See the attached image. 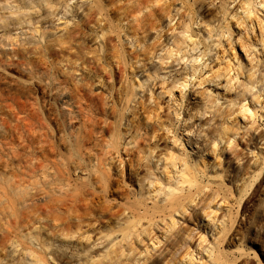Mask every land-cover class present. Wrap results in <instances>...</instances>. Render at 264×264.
I'll list each match as a JSON object with an SVG mask.
<instances>
[{
    "label": "bare ground",
    "instance_id": "6f19581e",
    "mask_svg": "<svg viewBox=\"0 0 264 264\" xmlns=\"http://www.w3.org/2000/svg\"><path fill=\"white\" fill-rule=\"evenodd\" d=\"M55 1L0 0V72L10 69L12 71L14 70V74L17 72L23 77H21L22 79L20 81L16 80L11 82L5 78L6 76L4 77V75L0 74V264H172L174 261L176 262L177 257L175 254L178 251L177 248L181 246L180 244L184 242L186 247V244H189L187 242L193 240V238L190 239L192 236H188V241L186 238L182 240L180 232L185 229H181V227L180 231L175 229L178 220L175 219V215L178 218V214L180 215L183 213L185 217V214L189 212L186 210L187 204L193 203L199 195L196 193L197 196L196 198L194 197L195 195L192 194L194 188L195 191L198 190V192H200L199 190L205 191V189L208 191L206 182H203L206 186L203 185V187L202 183L200 185L198 180L200 175L204 176L208 174V179H211L215 176L216 172L212 170V172H210V170L204 171L206 170L204 157L207 154L204 153L205 148L199 145V141L200 138L208 134L205 135L204 132V136L201 129L199 131L197 129V132L192 128L182 129L184 133L182 135L186 138V144L182 143L180 140V146H178L179 142L176 141L178 139L174 137L176 140L171 141V148L167 146L163 147L164 150H162L163 148L160 146V140L162 141L163 137H165L163 140L166 142V137L169 136L166 135L172 134L167 133L170 131V126H174L172 125V121L176 123L175 120H180L181 114L179 115L177 111H171V113L169 112L170 109H168L167 113L165 111V117H161L160 115L163 112L161 108L160 115L159 113L156 114L157 111L153 109L154 112L156 111V115L153 114L155 117H152L151 113H147L145 110L146 108H143V104L148 102L146 98H144V100L146 99L147 101L143 100V96L147 93L150 99L148 96L147 97L151 101V96L159 87V94L169 95L168 102H171L169 105L172 104V108L173 106L177 108L176 105H179V102H186L187 105H185L188 109H192V107L195 108V113L198 111L196 108L200 109L197 115L194 113L191 116L188 115L189 117H187L186 121L184 120L185 124H187V121H190L194 129L197 125L203 128L204 125L211 126L215 124L214 127H211L212 131L210 129L212 133L213 130L218 129L217 127L219 125L224 124L223 127L220 128H222L224 134L226 133V135H229L228 138L225 136L223 138L227 139H224L226 140L225 143L228 145L226 148L231 149L234 146H232V144H234L233 140L237 138L238 133L241 134V136L239 135L241 138L245 133L243 132L244 134L242 135L240 132L242 130L238 133L236 131H234V133L229 132L234 128L231 129L228 122L234 117L237 119L236 121H238L237 117H239L246 123L249 119L254 120L253 118L257 116H255V112L256 114L258 113L256 109V111L253 109L255 111L253 112L245 102H236V99H230V93L235 91L234 87L235 84H237L238 88L242 86L243 89H240L241 94H239L240 91L237 88L239 92L236 91L237 93H235L234 96H236V98H238L239 95L240 98L244 97V93L246 92L245 89H248V92L252 90L250 86L253 88L252 86L255 87L257 83L259 84V81L257 83L255 81V85H253L254 78L253 82H250V79H252V76H254L256 72L254 73L255 70L253 72L248 70L250 72H248L249 75L247 78L249 81L247 82L248 84L245 83V85L239 82L241 71L243 72V66L240 62L236 67V74H233L226 64L225 66L224 64L223 66L219 64L216 65L219 60H216V64L214 63L216 68L208 66L210 63L207 65L201 63L202 58L200 56L203 53L200 56L197 55L195 58H190L191 60L189 59L190 62H188L190 65H185L183 68L182 65H184V63L182 62V57H180L182 48L186 43L185 49L187 47L190 49L191 46L194 47L198 43H196L197 39L195 35L191 33L190 25L193 21L191 22V18H188L189 16L187 15L189 14H186V17L183 14L182 16L184 18L181 19V14H178L179 12L177 13L178 15L176 13L173 14L175 12L173 9H171L174 11L172 14L175 15V17L177 15L181 19V22L179 21L180 25L177 24L179 30L177 31L175 28H172L173 26L171 27L172 30L169 28L172 32L170 31L171 37L168 38L167 44L162 45L165 43L163 42L161 44L162 46L158 45L159 47L154 49L157 43L152 41L153 39H151L153 43L147 41L148 33L155 30L154 23H151V17L153 18L158 14L157 16L160 15L161 19L165 17L168 20L166 26L170 27V25H173V18L175 17L170 15V11L166 8L169 7L168 5L171 3L176 5L174 0L171 3L169 2L170 4H166L167 7H165L164 4L160 5L162 0H109V2L107 0V2H105V4L108 3L106 6H104L105 4L103 5L100 0H79L80 2L77 0L76 3L78 2V4L71 9H68V7L72 0H62L61 2L64 1V3H61L62 5L64 4V9L62 10H60L61 6L60 9L54 8L55 5L58 4V2L55 4ZM102 1L104 2L105 0ZM165 1L163 0V2ZM213 1L211 0L210 2ZM239 1L240 5L238 10L240 9V12H242L244 16L242 18L243 20H241L242 22L239 21L241 24L249 26L250 32H255L253 31V24L256 22L258 33L260 34V43L258 42V44H261L260 47L264 52V16H262V12L259 14L257 11L259 8L264 12V5L262 2L260 3V0L258 3L255 2L256 4L253 3V0ZM184 2H186V0ZM162 5L164 6L162 7ZM171 6L172 5H170V7ZM202 6L203 5L200 7ZM221 9L222 8H220V11L223 10ZM5 12L8 13L4 14ZM227 13L230 15L229 11ZM228 14L224 13V15L227 16ZM230 17L234 18L235 16L232 15ZM185 18L190 20V23L188 22L190 25L186 23ZM199 18L197 17L196 19ZM201 18H203V16ZM84 19L88 20L87 24H85L86 21ZM164 19L163 21H165ZM154 20L156 21L157 19L155 18ZM235 20L237 19H234V21ZM199 21H201V19ZM196 22H198V20L195 21V23ZM199 23L201 27H204L201 22ZM91 25L92 27H90ZM162 26L160 27L162 28ZM225 27V29L228 30L230 26ZM242 27L244 26L241 25L240 28ZM158 28L157 25L156 30ZM237 28L239 30V27ZM206 30H203V32L205 33ZM163 31L159 32L164 34L162 33ZM12 32L16 33L14 37L13 35L15 33L13 34ZM159 32H155L157 33L156 36L160 34ZM170 32H168V36ZM210 33V31H207L206 37L212 39ZM224 33L228 35L230 32L224 31ZM224 33L222 32V34L220 33L217 35V38L222 37ZM6 34H8V37H5ZM199 34L201 35L202 33ZM229 35H231V33ZM229 35L227 37H229ZM111 36L113 42L115 41L113 45L111 43ZM159 36L161 38V35ZM148 38H150V36ZM166 38L164 37V39ZM156 40L157 39H155V41ZM216 41L219 40H215V43ZM239 41L241 45V39ZM147 42H149V46L154 43L156 46L154 48V45L148 47L146 44ZM207 43L208 40L205 44L207 45ZM243 45H245V43ZM210 48L212 50V47ZM185 49L184 51L188 50ZM197 49L198 47H196L195 50ZM208 49L209 48L206 50ZM140 50H142L141 57L143 56L145 59H141L140 54H138ZM195 50V54L199 52V50L198 52ZM194 52L191 53L194 54ZM200 52H203V50ZM207 53L208 56H212L209 54L211 52ZM246 54L250 56L248 53H245V58L247 57ZM189 56L191 55L189 54ZM214 56H216V54L213 55V57ZM217 58L218 57H216V59ZM234 59L237 60L238 58L234 57ZM181 62L183 63L182 65H180ZM89 64L95 65V74L97 72L99 75L100 73L103 75V70L106 72V68H112V64H115L116 67L118 66L119 68L121 66L123 67L122 71L124 70L121 74L125 73L126 76L124 77H129V79L127 78L129 84L125 87H123L122 84L121 86L119 84L117 88L115 87L116 97H113L112 87L106 84V81L104 82L106 79L102 80V75H100L102 78L93 75L92 73L94 71H90L93 65L90 66ZM179 65L183 69H181L182 72H185V70L188 71L184 76L181 71H179L181 68H178ZM89 66L90 68L88 69L87 67ZM201 66L204 67V69L207 68V70H202L206 71V76L196 77V74H198L197 72H199L198 69H200L199 67ZM250 68L253 70L251 66ZM6 74H8V72ZM121 74L119 73V75ZM201 74L203 73L201 72ZM108 75L110 76V73ZM262 78L264 79V77ZM108 79V81L112 80H110V77H108ZM121 79L120 77L119 83H122L120 82ZM155 81H159L158 85ZM205 86L223 93L222 95L219 92L220 96L224 99L223 108H225L226 111H223L225 114L223 112H221L223 114H219L221 111L220 108H222V106L218 107L220 104L219 99L222 100L219 95L215 97L216 99L214 98L215 100L211 98L210 102V94H208L210 90L207 91L206 89L208 93H206L205 90L198 91L204 89ZM154 88H156L155 91H153ZM256 89L258 91L257 86ZM261 89L263 92L264 88ZM158 92L155 94L159 95ZM174 92L178 93V97L174 96ZM258 94L256 93L257 96ZM256 95L254 94L255 97ZM259 95L261 96V94ZM206 96H208V98ZM211 97H213V95ZM250 97L252 98L251 100H257V97H254L255 99H253L252 95ZM240 98H238V100H240ZM112 99L116 106L110 109L112 105L110 107L109 104H111L110 102L113 103ZM205 99H208V102L205 101ZM242 99L243 98H241V100ZM247 99L245 98L246 101ZM168 102L166 101V103ZM253 102L256 104V101H252L250 104H254ZM260 103L264 102H257V104ZM11 105H16L18 108V111L13 114V116L10 111L3 108V106L11 107ZM216 106L219 108V112H215V110H217ZM175 108L174 110H176ZM158 109L160 110V107ZM166 109L167 108H165V110ZM184 110L185 109L182 111ZM4 111H6V114ZM7 111L10 112L11 117L10 115L7 116ZM141 111L142 114L139 113L138 115V112ZM145 112L148 116L145 117L147 122L144 119L145 124H134L137 120L136 116H142L143 118ZM117 113L120 115L121 121L124 120V124L127 123L126 129H123V131L125 130L124 133L116 131V129L113 128L114 125H112V127L109 126L110 123H113L109 121V119L113 116L116 117L115 115ZM183 113L184 112H182V114ZM208 113L209 115H207ZM127 114L132 118L125 119ZM110 115L112 116L110 117ZM206 117H209L208 120ZM259 117L261 120H264V116L260 115ZM204 118L205 120H203ZM192 119H196L198 124L196 121H191ZM202 120L206 122L202 124ZM108 121L110 123H108ZM183 123H181V126ZM235 123L233 124L234 127ZM251 123L252 122H250V124ZM253 123L256 124L257 122ZM225 125L230 129H226V127H224ZM248 125L246 129L245 127L243 128V131H247V133L254 128V124H252V127H248ZM183 126L185 128L187 125ZM237 126L236 123V127ZM172 129L173 128H171V131ZM205 129L207 130V128H203V131H205ZM238 130L239 129H237V131ZM161 132H165L166 135L162 133V137V135H160ZM208 132L209 131H206V133ZM216 132L219 133L221 131L218 132V130H216L213 134L216 135ZM222 132L221 134H223ZM254 132H252V134H254L253 136H255L254 138L252 135V137L246 135V138L249 137L252 139L248 140L249 145H247V142V144L245 143L247 153L245 157L243 156L247 163L246 165L244 164L242 171L245 169L247 171L249 168L251 169H248L250 173L249 171L248 173L246 171L243 172L248 175H245L244 178L246 179L243 178L244 175L241 173L242 177L240 178H243V181L240 178L239 180L237 179V182H239L237 184H240L238 188L241 191L240 187L242 185V190L245 195L249 193V191L251 192L250 189H253L252 187L257 188L258 184L264 182V135H262V133H259V135L256 132L255 134ZM213 134H211V136L209 134V137H212ZM239 136L238 138H240ZM221 137L220 135L217 136L216 140L219 139L221 144H223L222 142L224 140ZM241 138L240 140L243 139ZM213 139L215 138L213 137ZM221 139L223 141H221ZM244 139L243 141L246 140ZM216 140L207 142L206 147L210 145L211 150L207 148L209 153L210 151L212 152L211 155H217L216 152L218 150H216V152H214V150L219 149L217 147L219 142ZM202 141L205 142V138ZM164 142L163 144H165ZM200 147L204 149L202 150ZM223 147H225L224 144ZM236 149L237 148H235V150ZM161 150L164 152L160 153ZM233 151L234 150H232V152ZM225 153L227 152H224V154ZM192 157H195L196 160L190 161L189 159ZM237 159V161L240 160L239 157ZM240 161L242 162V160ZM239 163L240 162H238V164ZM237 165H235L236 168ZM246 166L248 168H245ZM236 177H234L235 180ZM214 179L217 180L216 178ZM220 180H222V178ZM228 180L229 179L225 181ZM230 180L235 183L234 179ZM233 183L230 184L229 182L230 185L234 186ZM208 185L210 186V184ZM212 186L216 187L214 184ZM215 189H217V187ZM213 190L212 192L214 195L218 194V192H214L217 190ZM226 190L224 189V191ZM204 191L201 193H204ZM207 193L208 192H206V194ZM239 193L241 194V192ZM206 194L204 193V196ZM202 195L200 197H202ZM214 195L205 197H207L208 200L213 197L214 201H216ZM220 196L216 195L218 201L221 199ZM200 197L199 200L202 202L203 200L200 199ZM230 197L232 198L231 194ZM236 199L237 198H235V200ZM239 199L241 198L238 196L237 201H239ZM243 199L244 197L242 200ZM199 200L197 202H199ZM209 201L206 203H203V201L202 203L206 205ZM233 201L232 199V202ZM220 202L219 204L224 202V200ZM196 203H193L196 205H193V208L201 204ZM213 203H211V205ZM216 204L218 205V203ZM236 204H238V202ZM213 205L215 206V204ZM217 205L216 207L220 206ZM223 206L224 204H222V207ZM189 207L192 209L191 205H189ZM230 207L232 209L234 208L232 205ZM230 207L228 206L226 208ZM202 208L210 212L213 211L215 207L210 210L209 206H205L204 208L203 205ZM226 208L223 209L225 212H227V210H225ZM231 208V211L228 209L230 215L232 212ZM239 209L240 208L236 211H239ZM205 210H203V212H205ZM215 210H217V208ZM218 211H214V213H218ZM190 215L192 214H189V220H193L199 215L204 218L208 217L207 219L202 218L205 221L207 220V222L214 220V217L211 220V214L209 215L208 213L205 216H203L204 213L203 215L199 213V215L197 214L194 218L193 216L190 217ZM215 215L217 214L215 213ZM224 215L223 219L220 217L222 221L220 220L219 225L217 222H211L218 226L216 225V227L212 229L208 226L210 231H213V235L211 234L212 237L210 236L211 242L208 244L210 246H207V248L204 247L201 250L196 248L201 252L204 249L203 254L205 253V257L203 258L208 264H235V261L229 259V251L226 252L222 250L224 249L222 247L223 245H220V243L224 244L225 241L221 242L222 236L225 235L226 228L224 226L227 225L226 222V224L224 223ZM229 217L231 218L233 216ZM186 218L185 220H187ZM197 219L198 218L194 219L192 222L194 223L195 220V223L198 222ZM226 219H228V217ZM182 220H184V218H182ZM182 220L180 219L181 222ZM231 223L229 224L230 226L233 225L232 220ZM180 224H178V228ZM223 224L225 225L223 226ZM186 225L188 226L187 223L185 226ZM212 225L215 226L214 224ZM235 225L236 224H234V227ZM155 230L162 232L158 234L160 236H155L157 234L154 233ZM188 230L191 229L188 228ZM191 232H193V230ZM203 235L198 243L195 242L198 239L193 240L194 243H197L195 246L193 245L194 248L198 247L201 243L203 247V242L208 243L207 239H205L207 236L203 237ZM154 236L155 238H153ZM225 239H227V235ZM145 240L149 245L146 244ZM231 244L233 243L231 242ZM219 245L222 249H219ZM187 249L188 248H186V251ZM249 250L251 252L252 249ZM191 251L192 250H190V253H195ZM151 252L154 253L151 254ZM250 254L253 255V259L260 264L261 261L258 254L256 252ZM183 255L185 259H183V256L181 258L180 255V257L177 258L180 260H177L178 264H207V262L203 260L201 262L200 259L194 258L195 255H191L188 258H186L187 254ZM242 256L243 254L241 257ZM243 258L244 257L241 259L242 261ZM238 261L239 260L236 262ZM244 263L242 262V264Z\"/></svg>",
    "mask_w": 264,
    "mask_h": 264
},
{
    "label": "rangeland",
    "instance_id": "374dc122",
    "mask_svg": "<svg viewBox=\"0 0 264 264\" xmlns=\"http://www.w3.org/2000/svg\"><path fill=\"white\" fill-rule=\"evenodd\" d=\"M55 1V0H54ZM62 0H60V2H59V0H57V1H55V4H56V2H58V4H56L55 5V9H60V6H61V9L60 10H62V9H64V4L62 5L61 3H64V1L63 2H61ZM73 1V2H72ZM71 1V3H69L70 5H69V7H68V9H71V8H73V7H75L77 4H78V2H80L79 0H78V2L76 3V1L77 0H72ZM102 3H103V5L105 4V2H107V0H105L104 2L102 1V0H100ZM165 1V0H164ZM167 1H168V3H167ZM167 1H165V2H163V0L160 2V5L161 4H164L165 5V7H167V5L166 4H170L173 0H167ZM175 1V3H176V5H175V7H174V5L171 3L170 5H172L171 7H170V5H168L169 7H167L166 9L168 10V11H170V15H172V16H174L175 17V15H173V14H177L178 12V14H181L180 15V17H181V19L182 18H184L182 15L184 14L185 15V17H186V14H189V15H187V16H189L188 18L191 20V25L189 24L190 23V20L187 18H185V21H186V23H188L189 25H190V28H191V33L193 34V35H195V37H196V43H198L197 45H195L194 47H190V49H189V47H187L186 49H188L187 51H184V47H185V45L187 44H185L184 45V47L182 48V53H180V57H182V62L184 63V65H182L183 63L181 62V64L180 65H182L183 66V68H184V66L185 65H190V64H188V62H190V58H195L197 55H201L202 53V55L200 56L201 58H202V62L201 63H205L206 65L208 64V63H210V64H208V66H211V67H215L216 68V65H221V66H223V64H224V66H225V64H226V66L229 68V69H231V73H233V74H236V67H237V65H239L240 63H241V65L243 66H241L243 69V72L241 71V74H240V71H239V74H240V76H239V82L240 83H243V84H245V83H247L249 80L247 79L248 78V75H249V73L250 72H253L254 70V76H252V79H250V82H253V78H254V84L253 85H255V81H256V83L259 81V84H260V82H261V84L259 85L258 83H257V85H255V87L254 86H252L253 88H251V86H250V89H252V90H250V91H248L247 92V90L248 89H245V96L244 97H241V98H243L244 99V101H243V99L241 100V98H240V95H239V97L238 98H240V100H238V98H236V96H234V94L235 93H237V92H239L240 91V93L239 94H241V90L243 89V87L241 86V88H238L237 87V84H235V87H234V89H235V91L233 92V93H230V95H228V96H230V99H232V100H234V99H236V102H245L249 107H250V109H252V111L253 112H255L256 110H257V113L258 114H256V112H255V118H253L254 120H252V119H249V121L250 120H252V121H250V122H252L251 124H250V122L248 123V122H246V123H244V121L242 120V119H240L239 117H237L238 118V121H236L237 119L235 118H233L230 122H228V124L230 125V128L232 129V128H234V129H236V130H230L229 132H233L234 133V131H236L237 133L240 131V130H242V131H240L241 133H242V135L245 133V135H243V139L245 140V141H243V139L240 137L241 136V134L240 133H238V135H237V138H234V140H233V143L234 144H232V150H234L233 152H232V150L231 149H229V148H226V147H228V145H227V143H225L226 142V138H228L229 137V135L227 134L226 135V133L224 134L223 132H222V128H220V127H223V125L224 124H221V125H219L217 128L218 129H216V130H218V132L219 131H221L223 134H221V132H219V133H217L216 135H214L213 133H215V131L216 130H213V133L211 132L212 131V129H211V127H214L215 126V124L213 125H204L203 126V128H207V130L205 129V131H203V128L201 127H198V125L197 126H195V129L192 127V123H190V121H187V124H185V121H186V119H187V117H189L188 115H193V113L195 114V115H197L199 112H200V109H198V108H196L198 111H197V113H195L196 112V110H195V108H193L192 107V109H188L187 108V103L186 102H183V103H180L179 102V105H176V107L177 108H175V106H173V108H172V104L171 105H169L171 102H168V97H169V95L167 94V95H162V94H159V90H158V88L156 89V88H154V90L153 91H155V89H156V91L158 92V94L159 95H157V94H155V93H157L156 91L153 93V95L151 96V101L149 100L150 99V96L149 95H147V93L146 94H144V96H143V100H144V98H146L147 100H148V102H145L143 105L145 106H143V108L146 110V112L147 113H151V116L153 117L154 115L153 114H155L156 113V111H157V113L156 114H158L159 113V115L161 114V108L163 109L162 111V114L160 115L161 117L163 116V117H165V114L167 113V111H168V109H170V111L169 112H174V111H177V113L181 116L180 118V120H178V121H176L175 120V122L176 123H174V121H172V125H174V126H170V131L169 132H167V133H172L171 135L173 136V138L175 137V138H177L178 140H176L175 138L173 139L172 138V136L170 135V134H167L166 135V133L164 134L163 132H161V134L160 135H162V137H163V134L164 135H166V136H168V137H166V142H164V140L163 139H165V137H163V139H162V141L160 140V142H161V144H160V146L163 148V147H167V146H170L169 148H171V145H172V143H171V141H173V140H176L177 142H179V145L178 146H180V142L182 141V143H184V144H186V138L182 135V134H184L183 133V130H185L186 128L188 129V128H192L194 131H196L197 132V129H198V131L201 129L202 130V134L204 135V132H205V135L206 134H208L207 136H205V137H203V138H200V141H199V145H201V146H203V147H200L202 150L204 149V153L205 154H207V155H205V159H204V161H205V165H206V170H204L205 172L206 171H209L210 170V172H216V174H217V176H218V178H217V176H216V174H215V176H213V178H211V179H213V180H211V179H208L209 177V175L208 174H206L205 172V174L206 175H204V176H202V175H200V177H199V183H200V185H201V183H202V186L204 185V186H206L207 185V188H208V191H207V189H205V191L206 192H208L207 194H209V195H207L206 194V192L204 191V190H199L200 192H198V190L197 191H195V188H194V190H192L191 192H192V194L193 195H195L194 197L196 198V196H197V194L196 193H198L199 195H198V198H196L195 199V201L193 202V203H196L198 200H199V197L202 195V197H200V199H202L203 201V203H206L207 201H209V203H207L206 205L205 204H203L202 202H200L201 200H199V202H197V203H201L200 204V206L199 205H197V207L195 208V204H193V203H189V204H187V206H188V208H187V206H186V210H188L189 212H187L186 214H185V217L183 216V213L182 214H178V218H177V216L175 215V219H178L177 220V226H175L176 228L175 229H177V230H181L182 228H184L185 230H182V231H184V232H180V236L182 235V240H185V238H186V240L188 241L189 240V237L188 236H192L190 239H192L193 238V240H195V239H198V240H196L195 242H199V239L202 237V235L203 234H205V235H203V237H205V236H207V238H205V239H207V241H208V243L206 244V243H204L203 242V247H202V243L200 244L201 245V247L199 248V246L198 247H195L194 248V246H195V244H197V243H194V241L193 240H190L191 242H187V243H189V244H191V245H189V244H186V247H185V244H184V242H182L180 245L181 246H179L178 248H177V252H176V257L178 258V257H180L181 256V258H182V256H183V259H185V256L183 255V254H187V256H186V258H188L189 256H191L193 253H190V250H192L191 252H195L192 256H194V258H197V259H200L201 260V262H202V260L203 261H205V262H207L203 257H205V253L203 254V250H202V252L200 251L202 248H204V247H206L207 248V246L209 247L210 245H208V244H210V242H211V237H212V235H213V231L211 232L210 231V229H212L213 227H216V225L218 224H220V220L222 221V219H223V215H224V213H225V217H224V219H225V221H224V223L226 222L227 223V225H225V224H223V226L226 228L225 229V238H226V235H227V239H225L224 238V236H222L223 238H222V241L221 242H223L224 240V244L222 243H220V245L224 248V249H222V247L220 246L219 247V249H222V250H224V251H229L228 252V254H229V259H231L232 261H235V264H242V262L244 263H246V264H258L257 263V261L255 260V259H253V255H251L250 253H252V252H256L257 254H258V256H259V258H260V264H264V210H263V208H264V182L263 183H260V184H258L257 186V188L259 189H257V188H254V187H252L253 189H250L251 190V192L249 191V193H247L246 195L248 196H246L243 192V190H242V185H241V187H240V189H241V191L239 190V186H240V184H237V183H239V182H237L238 180H239V178L240 177H242L241 176V173H242V175H244L243 176V178L245 177V175L248 173V171L249 170H251V169H249L247 166L245 167V168H248L247 169V171H246V169L244 170V171H242V169L244 168V164L246 165V160L244 159V157H245V154L247 153V149H245V143L247 144V145H249V139H252V138H249V137H247L246 138V135L247 136H249L250 135V137H252L254 134H252V132H256V133H262V135H264V120L262 119L261 120V118L259 117L260 115L261 116H264V103H260V104H257V102L259 103V101H262V102H264V91L262 92V89L261 88H264V84H263V81H264V79L262 78V77H264V52H263V50H262V48L260 47L261 46V44L259 45L258 44V42L260 41V34L258 33V29H257V24H256V22H254V24H253V28H254V30L253 31H255V32H250V28H249V26H245V24H241V20H243L242 18L244 17L243 16V14H242V12H240V9L238 10V7H239V5H240V1L239 0H212L213 2H210L211 0H186V2H184L185 0H174ZM176 1H178V2H176ZM108 2H109V0H108ZM170 2V3H169ZM180 2H181V5H180ZM255 2H259V0H253V3L254 4H256ZM263 3V5H264V1L262 0H260V3ZM174 3V2H173ZM195 3V4H194ZM210 3V4H209ZM223 3V4H222ZM60 4V5H59ZM72 4V5H71ZM106 4H108V3H106ZM106 4L104 5V6H106ZM183 4V5H182ZM213 4V5H212ZM224 4H225V6H224ZM164 5H162V7L164 6ZM201 5H203L202 7H200ZM56 6H57V8H56ZM71 6V7H70ZM182 6H183V8H182ZM186 8H185V7ZM59 7V8H58ZM173 7V8H172ZM194 7V8H193ZM196 7H197V9H196ZM225 8V10L226 9H228V10H226L227 12L229 11V13H230V15L224 10V8ZM193 9V11H192V9ZM220 8H222L221 10L222 11H220ZM258 8V7H257ZM171 9H173V10H175V12L173 11V10H171ZM177 9H178V11H177ZM198 9H200V10H198ZM189 10H191V11H189ZM172 11V12H171ZM195 11V12H194ZM197 11H199V12H197ZM258 12H259V14H261V12L263 13V15L262 16H264V12L261 10V9H259L258 8V10H257ZM174 12V13H173ZM189 12H191V13H189ZM226 13V14H228V16L227 15H224V13ZM6 13H8V12H5L4 14H6ZM173 13V14H172ZM200 15H199V14ZM177 14V15H178ZM190 14H191V16H190ZM193 14V15H192ZM197 14V15H196ZM158 14H156V16L155 17H151V23H154V26H155V30H156V27H157V25H158V29L156 30L157 31V33L159 32V31H163V29H164V31L162 32V33H164V34H161V32H159L160 34H158L157 36H156V34L157 33H155L154 31H151V33L149 32L148 33V37L150 36V38H148L147 37V41H150V42H152V41H154L155 43H157L156 45H155V43L154 44H151V45H154L153 46V48L154 49H157V47H159L163 42H165L164 44H162V45H166L167 43L166 42H168V38H170L171 36V27L172 28H175L177 31L179 30L178 28L179 27H177V24H179V21L181 22V19H180V17H178L177 15H176V17L175 18H173V21L175 22H171L173 25H170V27H168V26H166L168 23V20L165 18H163L162 17V19H161V16H160V18H159V16H157ZM199 15V16H198ZM232 15H234L235 17L234 18H231L230 16H232ZM7 16V15H6ZM203 16V18H201ZM199 18V19H196V18ZM240 17V18H239ZM261 17V16H260ZM157 19L156 21L154 20V19ZM179 18V19H178ZM193 18V19H192ZM262 18V17H261ZM161 19V20H160ZM163 19L165 20V21H163ZM176 19V20H175ZM178 19V20H177ZM196 19V20H195ZM201 19V21H199ZM234 19H237V20H235L234 21ZM85 21V24H87V21L88 20H86V19H84ZM160 20V21H159ZM184 20V19H183ZM182 20V21H183ZM189 20V21H188ZM198 20V22H196L195 23V21H197ZM205 22H203V21ZM241 22H240V21ZM163 21V22H162ZM233 21V22H232ZM236 21H238V22H236ZM155 22H156V24H155ZM157 22H158V24H157ZM159 22H161V23H159ZM199 22H203L202 23V25H204V27H201V25H199L200 23ZM207 22V23H206ZM227 22H229V23H227ZM199 23V24H198ZM228 24V25H227ZM236 26H235V25ZM237 24H238V26H237ZM240 24V25H239ZM163 25V26H162ZM180 25V24H179ZM196 25V26H195ZM199 26V28H198V26ZM230 26V27H228L229 29L227 30V29H225L226 27L225 26ZM241 25H243L244 27H245V29H244V27H242V28H240L241 27ZM255 25V26H254ZM160 26H162V28L160 27ZM192 26V27H191ZM194 26V27H193ZM207 26H208V28H207ZM90 27H92V25L90 26ZM205 27H206V29H205ZM237 27H239V30H238V28ZM166 28V29H165ZM171 30H170V29ZM193 28V29H192ZM159 29H162V30H159ZM213 29V30H212ZM222 29H223V31H222ZM159 30V31H158ZM165 30H167L168 32H170L169 33V36H168V32L167 31H165ZM174 30V29H173ZM199 30V31H198ZM201 30V31H200ZM203 30H206L205 31V33L203 32ZM213 31V33H212V31ZM229 31L230 33H231V35H229L230 33H228V35H229V37H227L228 35L227 34H225L224 33V31L225 32H227V31ZM244 30V31H243ZM249 30V31H248ZM207 31H210L211 33H210V37L212 36V39L211 38H207L206 36H207ZM242 33H241V32ZM246 31V32H245ZM155 34V36H154V34ZM166 32V33H165ZM202 33L201 35L199 34V33ZM218 32V33H217ZM222 32L224 33V35L222 36V37H224V38H222V37H219V38H217V35H219L220 33L222 34ZM13 34L15 33V32H12ZM247 33V34H246ZM241 35V37H240V35ZM1 35V34H0ZM16 35V33L13 35V37ZM159 35H161V38H160V36ZM204 35H205V37H204ZM227 35V36H226ZM153 36V37H152ZM158 36H159V38L161 39H159L158 38ZM163 36V37H162ZM248 36V37H247ZM5 37H8V34H6L5 35ZM12 37V38H13ZM152 37V38H151ZM164 37L166 38V39H164ZM244 37V38H243ZM259 37V38H258ZM1 38V37H0ZM110 38H112V36L110 37ZM159 39L158 40V42H157V40L155 41V39ZM205 38V39H204ZM222 38V39H221ZM227 38V39H226ZM231 40H230V39ZM150 39V40H149ZM151 39H153L152 41H151ZM200 40V42H199V40ZM209 39H210V42H209ZM225 39H226V42H225ZM237 39V40H236ZM241 39V45H240V40ZM258 39V40H257ZM162 40H164V41H162ZM207 40H208V43H207V45L205 44L206 42H207ZM213 40V41H212ZM215 40H219V41H216V43H215ZM224 40V41H223ZM229 40V41H228ZM213 42V44H212V42ZM237 41V42H236ZM202 42V43H201ZM220 42V43H219ZM239 42V43H238ZM255 42V43H254ZM111 43H112V45H113V43L115 44V41L113 42V38H112V41H111ZM149 42H147L146 44H147V46L148 47H151V45L149 46V44H148ZM153 43V42H152ZM227 43H230V44H227ZM245 43V45H243V44ZM258 45H257V44ZM260 43V42H259ZM249 44H251V45H249ZM255 44V45H254ZM159 45V46H158ZM161 45V46H162ZM199 45V46H198ZM211 45H213V46H211ZM227 45H229V46H231V47H229V46H227ZM240 45V46H239ZM244 47H243V46ZM246 45H248L249 46V48H248V46H246ZM253 45V46H252ZM212 47V50H211V48L210 47ZM214 46H216V47H214ZM218 46V47H217ZM196 47H198V49L197 50H195L196 49ZM200 47V48H199ZM247 47V48H246ZM193 50H192V49ZM203 48V49H202ZM207 48H209L208 50H206ZM215 48V49H214ZM242 50H241V49ZM245 50H244V49ZM185 49V50H186ZM205 49V50H204ZM224 49V50H223ZM250 49V50H249ZM194 50L196 51V52H198V50H199V52L198 53H196L195 54V52H194ZM201 50H203V52H200ZM141 51L142 50H140V53L138 52V54H140V57H141ZM232 51V52H231ZM246 51V52H245ZM249 51V52H248ZM175 52H176V50H175ZM191 55V56H189V54ZM191 52H194V54L193 53H191ZM205 52V53H204ZM207 52H211V53H209V54H211L212 56H208L207 54ZM245 53H248L250 56H248L247 54H246V56L249 58H245L244 57V55H245ZM206 54V55H205ZM216 54V56H214L213 57V55H215ZM232 54V55H231ZM231 55V56H230ZM192 56H194V57H192ZM205 58H204V57ZM207 56H208V58H207ZM259 56V57H258ZM199 57V58H200ZM216 57H218L217 59H216ZM219 57H221V58H219ZM234 57H236V58H238L237 60H235L234 59ZM204 58V59H203ZM211 58H212V60H211ZM245 58V59H244ZM256 58V59H255ZM257 58H259V59H257ZM141 59H145L143 56L141 57ZM190 59V60H189ZM209 59V60H208ZM209 62H208V61ZM216 60H219V61H217L218 63L216 64ZM206 61H207V63H206ZM235 61V62H234ZM222 62V63H221ZM240 62V63H239ZM186 63V64H185ZM216 65H215V64ZM239 63V64H238ZM249 63H250V65H249ZM215 66H214V65ZM231 64V65H230ZM90 66H92L93 64H89ZM119 65H121V64H119ZM178 66V68L179 67H181V66ZM204 65V64H203ZM90 66L89 67H87L88 69L90 68ZM115 66V67H114ZM234 66V67H233ZM250 66L252 67V69L253 70H251V68H250ZM95 65H93V67H91L90 68V71H94L92 74L93 75H96V76H100V75H102V73H100V75L96 72V74H95ZM118 67V66H117ZM116 67V65L114 64H112V68H106V72H104L105 70H103V78H102V76H100L101 78H102V80H104V79H106V80H104V82L106 83V84H109V86L110 87H112V89H113V91H112V95H113V97H116V91H115V87L117 88V87H119V84H120V86H121V84L123 85V87H125L127 84H129V81L127 80V78L129 79V77L127 76V77H124V76H126L125 75V73L124 74H121V73H123V71H122V69H123V67H121L120 66V70L118 69ZM202 67V66H201ZM199 67L200 69H198L199 70V72H197L198 74H196V77L198 76H200V77H204V76H206V71H202L203 69H204V67ZM210 67V68H211ZM117 68V69H116ZM94 69V70H93ZM114 69H116V70H114ZM181 69H182V67L179 69V71H181ZM109 70V71H108ZM183 70V69H182ZM204 70H207V68L206 69H204ZM250 72H249V71ZM258 70V71H257ZM7 71V70H6ZM6 71H1L0 72V74L1 75H4V77L6 78V79H8L9 81H20L23 77L20 75V74H18L17 72L14 74V70L12 71V70H8L7 72H8V74H6L7 72ZM119 71V72H118ZM203 73V74H201V72ZM6 72V73H5ZM186 72H188L187 70H185V72L183 71H181V73L183 74V76L185 75V73ZM249 72V73H248ZM105 73V74H104ZM110 73V76L108 75V74ZM119 73L121 74V75H119ZM127 73H128V71H127ZM204 73H205V75H204ZM98 74V75H97ZM114 74V75H113ZM201 74V75H200ZM12 75H16L15 76V78H14V76H12ZM17 75H18V77H17ZM108 75V76H107ZM118 75V76H117ZM129 75V74H128ZM203 75V76H202ZM256 75V76H255ZM12 77V78H11ZM22 77V78H21ZM108 77H110V80L111 81H108L109 79H108ZM120 77L122 78L121 79V81L120 82H122V83H119V80H120ZM257 78V79H256ZM10 79H13V80H10ZM117 79V80H116ZM260 79V80H259ZM124 80V81H123ZM252 80V81H251ZM117 81V82H116ZM142 81V80H141ZM109 82H111V83H109ZM169 82H170V80H169ZM155 83H157V85H158V83H159V81H155ZM112 84V85H111ZM248 84V83H247ZM156 85V86H157ZM160 85V84H159ZM246 85V84H245ZM250 85V84H249ZM259 85V86H258ZM155 86V87H156ZM256 86H257V88H258V91H257V89H256ZM263 86V87H262ZM237 88L239 89V91L237 90ZM260 88V89H259ZM206 89H207V91H209L210 90V92L208 93V92H206ZM241 89V90H240ZM204 91L205 90V92L206 93H208V94H210V102H211V98H215V97H218V95L220 96V93H221V91H219V90H216V89H211V88H208V87H204V89H201V90H198V91ZM264 90V89H263ZM237 91V92H236ZM242 91V92H243ZM220 92V93H219ZM259 92H261V93H259ZM113 93H115V94H113ZM188 93V92H187ZM250 93H252V94H250ZM256 93L258 94H261V96L263 97H261L259 94H258V96H259V98H258V96L256 95ZM222 95H223V93H221ZM248 96H247V95ZM250 94V95H249ZM254 94L256 95V97H257V100H251L252 98L250 97L251 95H252V97H253V99H255L256 97L254 96ZM162 95V96H161ZM213 95V97H211ZM149 97V99H148V97ZM160 96V97H159ZM174 96L175 97H178V93L177 92H174ZM242 96V95H241ZM207 98H208V96H206ZM221 98H222V96H220ZM219 97V98H220ZM255 97V98H254ZM229 98V97H228ZM234 98V99H233ZM245 98L247 99V101L245 100ZM111 99V98H110ZM144 100V101H147V100ZM216 99V98H215ZM214 99V100H215ZM262 99V100H261ZM143 100H142V102H143ZM208 99H205V101H207ZM223 98H222V100L221 99H219V105H218V107H221L222 106V108H220L221 109V111L220 110H218L219 108L216 106V108H217V110H215V112L216 111H220L219 112V114H223L224 113V111L223 110H225V108H223V106H224V102H223ZM238 100V101H237ZM112 101H113V103L112 102H110L111 104H109L110 105V107H111V105H112V107L110 108V109H113L116 105H114V100L112 99ZM166 101L168 102V103H166ZM213 101V100H212ZM252 101H256V104L254 103V104H250ZM150 102V103H149ZM208 102V101H207ZM148 104V105H147ZM152 104V105H151ZM168 105V107H167V105ZM186 104V105H185ZM223 104V105H222ZM263 106H262V105ZM151 105V106H150ZM261 105V106H260ZM13 106V107H12ZM147 106V107H146ZM153 106V107H152ZM158 106V107H157ZM171 106V107H170ZM179 106V107H178ZM181 106H182V109H181ZM254 106H255V108H254ZM149 107V108H148ZM152 107V108H151ZM154 107H156V108H154ZM160 107V110L158 109ZM3 108H6L5 110H8V111H10L12 114V116H13V114H15L17 111H18V108H17V106L15 105H11V107H6V106H3ZM12 108V109H11ZM148 108V109H147ZM165 108H167L166 110H165ZM174 108L176 109V110H174ZM260 108V109H259ZM15 109V110H14ZM115 109H117V108H115ZM151 109V110H150ZM156 110L155 112H154V110ZM183 109H185L184 111H182ZM255 111H254V110ZM259 109V110H258ZM261 109H262V112H261ZM150 110V111H149ZM190 112H189V111ZM7 111V116H9L10 115V112H8ZM153 111V112H152ZM165 111H166V113H165ZM192 111H194V112H192ZM226 111V110H225ZM5 112V114H6V111H4ZM146 112L144 113L145 114V116H144V114H143V118H142V116H136V122H134V124H136L137 123V125H142L143 123L145 124V120H146V122H147V119L145 118L147 115H146ZM171 112V113H172ZM182 112H184L183 114H182ZM191 112H192V114H191ZM201 112H202V110H201ZM221 112H223V113H221ZM139 113L140 114H142V111L141 112H138V115H139ZM187 113V114H186ZM259 113H260V115H259ZM155 114V115H156ZM225 114V113H224ZM263 114V115H262ZM11 115H10V117H11ZM113 115H115V114H113ZM184 115V116H183ZM186 115V116H185ZM207 115H209V113L207 114ZM206 115V116H207ZM112 115H110V117H111ZM116 117H111L110 119H109V121H111V122H113L112 124L108 121V123H110V127H112V125H114L113 126V128H115L116 129V131H118L119 133L120 132H123L124 133V131H123V129H126V127H127V123H125L124 124V120L123 121H121V117H120V115L117 113L116 115H115ZM148 117V116H147ZM151 117V118H152ZM155 117V116H154ZM170 117H171V115H170ZM114 118H116V119H114ZM132 117L131 116H129L128 114L126 115V118L125 119H131ZM184 118V119H183ZM208 118L209 117H206V119L208 120ZM256 118H257V121H256ZM260 118V119H259ZM264 118V117H263ZM114 119V120H113ZM141 119H142V121H144V122H142L141 121ZM145 119V120H144ZM134 120V121H135ZM140 120V121H139ZM174 120V119H173ZM184 121V123H183V121ZM203 120H205V118L203 119ZM201 121L202 122V124L203 123H205L204 121ZM261 120V121H260ZM116 121V122H115ZM191 121H196L197 122V120L195 119H192ZM139 122H142V123H139ZM200 122V123H201ZM233 122V123H232ZM237 123V127H236V123ZM253 122H257L256 124L255 123H253ZM149 123H151V122H149ZM181 123H183L182 124V126H181ZM190 125H189V124ZM218 123H220V122H218ZM235 123V127H234V124ZM180 124V125H179ZM197 124H198V122H197ZM228 124H226V125H228ZM233 126H232V125ZM242 124V125H241ZM249 124V125H248ZM252 124H254V128H252V130L250 131V132H248L247 133V131H243V128L245 127V129L247 128V125H248V127L250 126V127H252L253 125ZM126 125V126H125ZM177 125V126H176ZM183 125H187L185 128H184V126ZM226 125L224 126V127H226ZM257 125V126H256ZM180 126V127H179ZM189 126V127H188ZM191 126V127H190ZM210 126V127H209ZM241 126H242V128H241ZM259 126V127H258ZM123 127V128H122ZM171 128H173L172 129V131H171ZM179 128V129H178ZM221 130H220V129ZM229 128V127H228ZM227 127H226V129H228ZM229 128V129H230ZM255 128H256V130H255ZM183 129V130H182ZM210 129H211V131H210ZM237 129H239L238 131H237ZM244 129V130H245ZM253 129H254V131H253ZM258 129V130H257ZM262 130V131H261ZM206 131H209L208 133H206ZM211 132V133H210ZM244 132V133H243ZM254 132V133H255ZM163 133V134H162ZM251 133V134H250ZM255 133V134H256ZM181 134V135H180ZM209 134H210V136H211V134H213L212 135V137H209ZM230 134V133H229ZM220 135V137L224 140V139H226V140H222L221 139V141H223L222 143L224 144V146L225 147H223V144H221V142H220V140L219 139H217L218 140V148L219 149H215L214 150V152H216V150H218L217 152H216V154L217 155H211V151H210V153H209V151H208V148H209V150H211L210 149V145L209 146H207L206 147V145H207V142H211V140H216V138H217V136H219ZM240 135V136H239ZM252 135V136H251ZM260 135V134H259ZM171 136V137H170ZM182 136V137H181ZM226 137V138H223V137ZM238 136L242 139V140H240V138H238ZM180 137V138H179ZM184 137V138H183ZM213 137L215 138V139H213ZM255 136H253V138H254ZM184 139V141H183V139ZM205 138V142L204 141H202L203 139ZM208 138V139H207ZM212 138V139H211ZM181 140V141H180ZM208 140V141H207ZM216 140V141H217ZM168 141V142H167ZM201 141H202V143H201ZM163 142L165 143V144H163ZM177 142H176V145H177ZM203 142H204V144H203ZM236 142V143H235ZM170 143V144H169ZM209 144V143H208ZM236 145V146H235ZM235 148H237L236 150H235ZM207 149V150H206ZM224 149V150H223ZM162 150H164V148L162 149ZM161 150V152L160 153H163L164 151H162ZM227 152V153H225L224 154V152ZM227 150H231V151H227ZM220 152V153H219ZM222 152V153H221ZM233 154H235V155H233ZM221 154H223V155H221ZM232 154V155H231ZM211 155V156H210ZM213 156V157H212ZM216 156V157H215ZM221 157V158H219V157ZM231 156V157H230ZM236 156H237V158L239 157L240 158V160H242V162L239 160V161H237L238 159L236 158ZM244 156V157H243ZM212 157V158H211ZM217 158V159H216ZM229 158V159H228ZM241 158H243V159H241ZM194 159L196 160V158L194 157H192L191 159H189L190 161H194ZM237 159V160H236ZM235 160V161H234ZM244 161V162H243ZM238 162H240L239 164H238ZM207 163V164H206ZM237 165V168H236V166L235 165ZM243 166H242V165ZM211 166V167H210ZM208 167V168H207ZM212 167H213V169H215V170H213L212 169ZM236 168V169H235ZM212 170V171H211ZM221 171V172H220ZM247 172L246 174L245 173H243V172ZM218 172V173H217ZM249 173H250V171H249ZM208 175V176H207ZM220 175V176H219ZM221 175H224V176H221ZM207 176V177H206ZM237 176V177H236ZM246 176H248V175H246ZM202 177V178H201ZM234 177H236V180H235V178ZM201 178V179H200ZM214 178H216L217 180H215ZM222 178V180H220ZM226 178V179H225ZM243 178H240V179H242V181H243ZM224 179V180H223ZM227 179H229L228 181L230 182V184L231 183H233V182H231L232 180H230V179H234L235 180V183H233V185L234 186H232V185H230L229 184V182L228 181H225V180H227ZM238 179V180H237ZM244 179H246V178H244ZM220 180V181H219ZM208 181V182H207ZM225 181V182H224ZM241 181V180H240ZM242 181H241V184H242ZM206 182V185L204 184V183ZM210 182V183H209ZM217 182V183H216ZM219 182V183H218ZM262 182V181H261ZM222 183V184H221ZM208 184H210V186L208 185ZM214 184V186H216L217 187V189H215L216 187H213L212 185ZM220 184V185H219ZM229 184V185H228ZM262 184V185H261ZM220 187H219V186ZM237 185V186H236ZM239 185V186H238ZM261 185V186H260ZM203 186V187H204ZM135 187V186H134ZM212 187V188H211ZM224 187V188H223ZM230 187V188H229ZM236 187V188H235ZM259 187H261V188H259ZM133 188V187H132ZM211 188V189H210ZM213 188H214V190H217V191H214L213 190ZM222 188V189H221ZM235 188V189H234ZM200 189H202V188H200ZM224 189L226 190V189H228V190H226V191H224ZM233 189V190H232ZM255 189V190H254ZM212 190L214 191V192H218V194H215L214 195V193L212 192ZM257 190V191H256ZM194 191H195V193H194ZM204 191V193L206 194L205 196H213L214 195V198L216 199V201H214V199H213V197H209L210 199L208 200V198L207 197H205L204 196V193H201V192H203ZM241 192V194L239 193V192ZM256 191V192H255ZM262 191V192H261ZM210 192V193H209ZM221 192V193H220ZM226 192V193H225ZM237 192V193H236ZM248 192V191H247ZM201 193V194H200ZM223 193H225V194H223ZM231 194V196H232V198L230 197V194ZM239 193V194H238ZM242 193H243V196H242ZM236 194H238V195H236ZM263 194V195H262ZM216 195L217 196H220L221 197V202H222V200H224V202H220V200L218 201V198L216 197ZM234 195V196H233ZM238 196L241 198V199H239V201H237L238 200ZM242 196V197H241ZM257 196V197H256ZM224 197V198H223ZM228 197H230V198H228ZM237 198L236 200H235V198ZM244 197V199L242 200V198ZM247 197V198H246ZM205 200H204V199ZM206 198H207V201H206ZM250 198V199H249ZM213 199V200H212ZM232 199L235 201H233L232 202ZM247 199V200H246ZM212 200V201H211ZM225 201H227V202H225ZM244 201V202H243ZM246 201V202H245ZM187 202V201H186ZM214 202V203H213ZM219 202L221 203V204H219ZM238 202V204L241 202H243L244 203V205H243V203L240 205L239 204V206L237 207V205L238 204H236ZM196 203V204H197ZM211 203H213V204H215V206L213 205H211ZM216 203H218V205H220V206H218ZM233 203H234V206H233ZM222 204H224V206L222 207ZM226 204V205H225ZM235 204H236V206H235ZM189 205H191V207H192V209L189 207ZM193 205H195L194 206V208H195V210L197 211V209H198V211L200 210V211H202V212H196L195 210H194V208H193ZM202 205V206H201ZM203 205H204V208H205V206H209V208H210V210L211 209H213V207H215L214 209H213V211H210L209 210V208H208V210L210 211V212H207V210H205V209H203L202 207H203ZM216 205L218 206V207H220V208H218V207H216ZM232 205V207H234L233 209L230 207ZM210 206H212V207H210ZM230 207L231 209H232V212H231V215H230V213H229V211H231L230 210V208H226V207ZM241 206V207H240ZM202 209H200V208ZM245 207V208H244ZM207 208V207H206ZM217 208V210H215ZM224 208H226L225 210H227V212H225L223 209ZM238 208H240L239 209V211H236V210H238ZM242 208V209H241ZM228 209H229V211H228ZM244 209V210H243ZM192 210V211H191ZM203 210H205V212H203ZM219 210V211H218ZM223 210V211H222ZM195 211V212H194ZM214 211H218V213L217 212H215L217 215H215V213H214ZM236 211V212H235ZM245 213H243V212ZM212 212V213H211ZM191 213L192 215H190V217H192L193 216V218L194 217H196L197 216V214L199 215V213L200 214H202L203 215V213H204V215L203 216H205V215H207V213L211 216L210 218H211V220L213 219V217H214V220H212V221H210V222H207V220L205 221L204 219H207L208 217H206V218H204V217H201V215H199L200 217H201V221L199 220V216H197L196 218H198L197 220H198V222H196L195 223V221H194V223L192 222L194 219H196V218H192L193 220H189L190 218H189V214ZM206 213V214H205ZM223 213V214H222ZM187 214H188V217L186 218V216H187ZM248 214V215H247ZM182 215V216H181ZM216 217H215V216ZM233 216V217H229V216ZM179 216H181V217H179ZM220 217L222 218V219H220ZM228 217V219L230 218L232 221H233V225L232 226H230L229 224L231 223V220L229 221L228 219H226ZM235 217V218H234ZM238 217H239V219H238ZM182 218H184V220H182ZM185 218L187 219V220H185ZM189 218V219H188ZM202 218H204V219H202ZM215 218H218V219H215ZM180 219L182 220V222L180 221ZM234 219V220H233ZM238 219V220H237ZM241 219V220H240ZM242 219H244V220H242ZM216 220H218V221H216ZM184 221H186V222H184ZM189 221V222H188ZM192 223H191V222ZM237 221V222H236ZM240 221V222H239ZM178 222H180V223H178ZM203 222V223H202ZM211 222H217V224L215 225V223H211ZM184 223V224H183ZM188 224V226H187V228H186V226H185V224ZM190 223V224H189ZM199 223V224H198ZM207 223V224H206ZM208 223H211V224H208ZM178 224H180L179 225V228H178ZM183 224V225H182ZM197 224V225H196ZM212 224H214L215 226H213ZM232 224V223H231ZM234 224H236L235 225V227H234ZM206 227V229H205V227ZM217 225V226H218ZM185 226V227H184ZM190 226V227H189ZM208 226H209V228H208ZM180 227H181V229H180ZM230 227V228H229ZM188 228H190L191 230H188ZM198 228V229H197ZM208 228V229H207ZM232 229V230H231ZM193 230V232H191ZM214 230V229H213ZM231 230V231H230ZM230 231V232H229ZM234 231V232H233ZM161 231H159L158 232V230H155L154 231V233L156 234L155 236H160V235H158V234H161L160 233ZM187 234H186V233ZM191 232V233H190ZM229 232V233H228ZM185 234V235H184ZM199 234H200V236H199ZM202 234V235H201ZM212 234V235H211ZM155 236L153 237V238H155ZM188 238H187V237ZM211 236V237H210ZM232 236V237H231ZM184 237V238H183ZM198 237V238H197ZM232 238H234V239H232ZM231 240V241H230ZM204 241H206V240H204ZM228 241V242H227ZM145 242H146V240H145ZM144 242V243H145ZM226 242H227V244H226ZM231 242L233 243V244H231ZM238 243V244H237ZM240 243V244H239ZM146 244L147 245H149L148 244V242H146ZM229 244V245H228ZM184 246V248H183V246ZM187 245H189V246H187ZM206 245V246H205ZM227 245V246H226ZM233 245V246H232ZM235 245V246H234ZM238 245V246H237ZM263 245V246H262ZM239 246H242V247H239ZM182 247V248H181ZM186 248H188L187 249V251L189 252H187L186 251ZM195 249V250H193V249ZM200 249L199 251L197 250V249ZM231 248V249H230ZM242 248V249H241ZM149 249H151V248H149ZM235 249H236V252H235ZM237 249H238V251H237ZM245 249V250H244ZM248 249V250H247ZM249 249H252L251 250V252H250V250ZM180 250V251H179ZM241 250V251H240ZM152 251H154V250H152ZM198 251V252H197ZM201 252V253H200ZM154 252H151V254H153ZM233 253H235V254H233ZM199 254V255H198ZM203 256H202V255ZM243 254V256L242 257H244L243 258V261L241 260L242 259V257H241V255ZM2 255V254H1ZM180 255V256H179ZM232 255H234V256H232ZM247 255H249V256H247ZM197 256H199V257H197ZM239 256V257H238ZM175 257V256H174ZM175 257V258H176ZM202 259H201V258ZM233 257V258H232ZM176 258V262H175V264L178 262V261H180V260H178ZM180 258V259H181ZM235 258V259H234ZM240 258V259H239ZM178 260V261H177ZM237 260H239L238 262H236ZM242 261V262H241ZM174 262L172 263V264H174ZM239 262H241V263H239ZM244 263V264H245ZM178 264V263H177ZM207 264H208V262H207Z\"/></svg>",
    "mask_w": 264,
    "mask_h": 264
}]
</instances>
